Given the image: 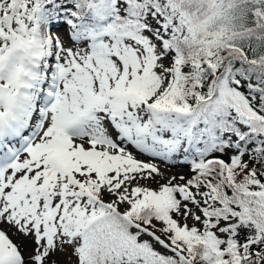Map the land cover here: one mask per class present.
<instances>
[{"label":"snow or ice","instance_id":"6c2138e0","mask_svg":"<svg viewBox=\"0 0 264 264\" xmlns=\"http://www.w3.org/2000/svg\"><path fill=\"white\" fill-rule=\"evenodd\" d=\"M0 264H264V0H0Z\"/></svg>","mask_w":264,"mask_h":264}]
</instances>
